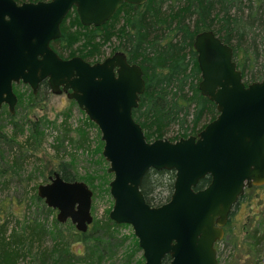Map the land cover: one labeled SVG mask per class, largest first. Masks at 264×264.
Here are the masks:
<instances>
[{"label": "water", "instance_id": "obj_1", "mask_svg": "<svg viewBox=\"0 0 264 264\" xmlns=\"http://www.w3.org/2000/svg\"><path fill=\"white\" fill-rule=\"evenodd\" d=\"M145 0H0V107L15 111L13 84L36 92L47 79L54 93L67 97L99 128L102 155L112 173L109 217L132 226L142 264H218L216 240L230 210L246 187L264 184V75L244 82L232 46L211 29L194 36L200 70L198 88L217 114L196 134L174 140H147L132 115L145 89L143 70L117 49L99 61L61 57L50 41L75 7L84 25L107 21L122 2ZM149 168L174 170L169 198L158 205L141 190ZM209 181L198 187L199 181ZM37 194L80 231L92 222V189L81 179L65 180L54 171Z\"/></svg>", "mask_w": 264, "mask_h": 264}, {"label": "trees", "instance_id": "obj_2", "mask_svg": "<svg viewBox=\"0 0 264 264\" xmlns=\"http://www.w3.org/2000/svg\"><path fill=\"white\" fill-rule=\"evenodd\" d=\"M122 5H125L130 13L114 49H122L128 61L138 63L143 70L145 89L139 95L138 105L132 109V115L140 123L147 140L164 137L168 131L174 132L168 137L172 140L196 134L217 114L215 103L198 88L200 70L193 47L197 32L211 29L232 46L233 59L241 70L244 82L263 77L264 0H146L140 5L126 2ZM112 20L113 18L98 26H86L80 23L75 10H71L61 22L60 36L54 39L51 45L63 57L79 54L89 61L95 60L102 52L96 50L93 43L106 36ZM45 87L48 86H43L35 94L31 91L32 101L28 108H33L46 99ZM16 94L15 111L11 113L6 105H2L0 114L6 113L13 127H19L21 130L23 123L16 119V108L22 95ZM32 124L31 134L25 136L26 143H31V137L35 138L37 133L41 132L37 121H32ZM12 137L0 129V139L11 142ZM42 138L41 134L39 141ZM69 139L72 140L71 137ZM80 143L82 142H77L76 145ZM12 147L18 149V146ZM55 158L59 160L56 166L47 168L45 178L48 179L57 171L65 180L82 179L78 178L72 162L58 155ZM45 168L46 166L42 165L40 172L43 173ZM7 169L8 167L0 168L3 178L12 177L11 174L4 175ZM86 179L88 180V177ZM173 179L172 169L149 168L141 184L146 201L154 205L166 201L173 189ZM208 181L209 176H205L199 181L198 187L204 186ZM5 182L6 180L0 189L9 186L11 179ZM262 186L264 184L252 185L246 189ZM36 188L35 184L33 198L36 199L37 207L43 208L46 217L44 216V220L38 215L29 217L27 210L24 213L27 221L23 224V232L20 234L15 230L7 232V219L0 222V264H17L19 259L31 250L32 245H36L35 264H76L80 259L87 264H102L106 257L114 254L111 248V240L115 238L113 231L122 223L107 217L108 221L102 225L93 219L90 229L88 227L85 231H80L71 221L58 225L54 218V224L58 226L50 228L47 216L51 214L54 217L55 210L45 204L37 194ZM253 197L251 193L246 192L240 196L239 201L249 202ZM262 212L264 215V208ZM262 223L264 224V216ZM228 230L230 228H227L226 232ZM250 236L252 241L249 248L255 250L258 259L264 251V225L262 229L258 226L253 228ZM122 241L119 239L120 244ZM78 242L82 245L79 246ZM236 244V237L226 239L223 245L225 256L221 250L219 252L221 258H231ZM135 245L139 248L137 240ZM257 259L253 264H259Z\"/></svg>", "mask_w": 264, "mask_h": 264}, {"label": "rangeland", "instance_id": "obj_3", "mask_svg": "<svg viewBox=\"0 0 264 264\" xmlns=\"http://www.w3.org/2000/svg\"><path fill=\"white\" fill-rule=\"evenodd\" d=\"M129 13L130 10L125 5H121L113 16L106 36L93 43V47L102 52L101 56L97 55V59H102L113 52L114 46L118 44L120 31L126 27ZM15 88V92L22 95L16 108V119L19 120V123H23V127L21 130L19 127H13L8 115L6 113L0 114V129L7 136H13L11 142L0 139V168L8 167L4 175L11 174L12 176L3 178L0 175V186L4 184L5 180L7 182L11 179L9 186L0 189V222L7 219L9 221L7 232L15 230L20 234L23 232V224L27 221V217L24 215L27 210H29V217L38 215L41 220H44L46 213L42 207H37L36 199L33 198L34 186L48 180L45 178L47 168L56 166L59 158H55V156L58 155L60 158L72 162L78 178L86 180L88 186L94 189L91 202L92 221L94 219L96 223L104 225L108 221L106 219L109 217L108 213L113 203L107 184L112 173L106 171L108 161L102 155L103 140L98 126L64 92H51L40 104L28 108V104L32 101L31 88L22 82L16 84ZM32 121L38 122L41 132L37 133L35 138L31 137V143H26L25 136L31 134ZM65 132L67 133L65 134ZM173 133V131H168L165 133V137H171ZM41 134L43 138L39 141ZM70 137L72 140L69 139ZM80 141L82 143L76 145ZM12 146H18V149H14ZM42 165L46 166L43 173L39 169ZM0 174L3 173L0 172ZM246 192L251 193L254 197L249 202L235 208L231 215V221L226 226L230 230L224 236L227 239L236 237V247L229 259L228 257L221 258L219 255L218 264H253L257 259L255 250L249 248V244L252 241L250 235L253 233V228L258 226L262 229L264 225L261 224L264 216L262 212L264 208V186L246 189L244 193ZM38 205L41 204L38 203ZM54 210V217L51 214L47 216V224L50 228L57 225L54 224V218L57 220V211ZM57 221L59 225L70 220ZM90 226H92V222L88 226L89 229ZM113 233L115 238L111 240V248H113L114 254L106 257L102 264H142L144 257L141 248L134 246L137 237L132 226L128 223H122L115 227ZM119 239L123 240L122 244H120ZM78 244L79 246L82 245L81 242ZM35 248L36 245H32L31 250H28L26 256L21 257L17 264H35L37 262ZM220 250L225 256L223 243H220ZM220 250L219 252H221ZM82 252L83 254L86 253L84 249ZM257 260L259 264H264V251ZM76 264L87 263L80 259Z\"/></svg>", "mask_w": 264, "mask_h": 264}, {"label": "flooded vegetation", "instance_id": "obj_4", "mask_svg": "<svg viewBox=\"0 0 264 264\" xmlns=\"http://www.w3.org/2000/svg\"><path fill=\"white\" fill-rule=\"evenodd\" d=\"M22 1H29V0H22ZM30 1H33V0H30ZM146 1V0H145ZM144 1V2H145ZM18 2H21V1H18ZM143 2V3H144ZM124 3V1L117 7V9H116V11L114 12V14L109 18V19H112L113 18V16L115 15V13L117 12V10L121 7V5ZM126 3H130V2H126ZM143 3H140V4H143ZM132 4H135V3H132ZM140 4H135V5H140ZM71 10H75V7H72L69 11H71ZM68 11V12H69ZM67 12V13H68ZM75 12H76V10H75ZM66 13V14H67ZM76 14H77V12H76ZM78 15V14H77ZM65 17V16H64ZM79 18V17H78ZM108 19V20H109ZM107 20V21H108ZM80 21V20H79ZM62 22V21H61ZM106 22V21H105ZM104 22V23H105ZM81 23V22H80ZM104 23H102V24H104ZM82 24V23H81ZM102 24H100V25H102ZM60 25H61V23H60ZM82 25H84V24H82ZM91 25H93V24H89V25H86V26H91ZM94 26H98V25H94ZM60 30H61V28H60ZM58 38V37H57ZM54 39H56V38H54ZM54 39H52L51 41H50V44L52 43V41L54 40ZM52 46V45H51ZM117 49H120V48H115L114 50H113V52L115 51V50H117ZM120 50H122V49H120ZM56 51V50H55ZM123 51V50H122ZM111 54V53H110ZM126 54V53H125ZM74 55H78V56H81V55H79V54H74ZM74 55H71V56H74ZM61 56V55H60ZM71 56H68V57H71ZM61 57H63V56H61ZM82 57V56H81ZM105 57V56H104ZM103 57V58H104ZM63 58H67V57H63ZM82 58H84V57H82ZM102 58V59H103ZM85 59V58H84ZM85 60H87V59H85ZM99 60H101V59H95V60H91V61H89V60H87V61H89V62H94V61H99ZM238 67V66H237ZM18 83H20V82H18ZM18 83H14L13 84V90H14V87H15V85L16 84H18ZM48 86L47 88L45 87L44 88V90L46 91V94L45 95H49V93H51L52 92V90H51V88H50V86H49V83H48V81H47V79H43V80H41L40 82H39V84H38V86H37V89H36V92H33L32 91V89H31V91L35 94V93H37V92H39L40 91V89L43 87V86ZM30 87V86H29ZM62 92H64V91H62ZM61 92V93H62ZM54 93V92H53ZM65 93V92H64ZM2 105H6V104H2ZM7 106V105H6ZM8 108V107H7ZM165 137V136H164ZM168 138V137H167ZM170 139V138H169ZM172 140V139H171ZM254 186H258V185H254ZM250 187V186H249ZM247 188V187H246ZM246 188H245V190H246ZM241 196V195H240ZM112 197V196H111ZM145 197V196H144ZM240 198V197H239ZM239 198H238V200L234 203V205L232 206V208H231V210H230V213H229V216H228V219H227V221H226V223L223 225V230H224V233H223V236L220 238V239H218V240H216V242H215V247H216V251H217V256L219 255V250H220V243H223V245L225 244V242H226V239L227 238H224V236L226 235V230H227V228H226V226H227V224H228V222L231 220V216H230V214H232V212H234V210H235V208L236 207H238V206H241L243 203H245V202H243V201H239ZM113 204V203H112ZM161 204V203H160ZM151 205H154V204H151ZM112 207V206H111ZM139 246V245H138ZM223 247H225V246H223ZM169 255L167 254L166 255V257H165V259L163 260V264H166L168 261H169ZM218 258V257H217ZM218 263H219V261H218Z\"/></svg>", "mask_w": 264, "mask_h": 264}]
</instances>
